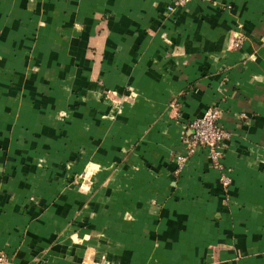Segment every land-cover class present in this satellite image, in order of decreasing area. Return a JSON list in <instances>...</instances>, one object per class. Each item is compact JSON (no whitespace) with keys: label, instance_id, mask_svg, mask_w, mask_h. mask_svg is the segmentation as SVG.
I'll use <instances>...</instances> for the list:
<instances>
[{"label":"crops","instance_id":"0c3cea01","mask_svg":"<svg viewBox=\"0 0 264 264\" xmlns=\"http://www.w3.org/2000/svg\"><path fill=\"white\" fill-rule=\"evenodd\" d=\"M171 1L0 0L12 264H264V0ZM213 106L226 187L177 168Z\"/></svg>","mask_w":264,"mask_h":264},{"label":"built area","instance_id":"2783aa9c","mask_svg":"<svg viewBox=\"0 0 264 264\" xmlns=\"http://www.w3.org/2000/svg\"><path fill=\"white\" fill-rule=\"evenodd\" d=\"M191 0H172L167 6L166 10L171 12L177 7H184ZM241 36L237 32L233 41L234 46L240 44ZM221 109L219 107H207L200 116L189 120L185 128L189 132L188 140L186 141V151L176 155L177 168H181L183 163L193 155L199 148L206 150L207 156L214 162L215 166L219 168V182L223 187L231 183V176L226 169L221 168L219 162L221 158V150L228 138V132L219 125V118L221 116ZM0 264H12L9 257L0 251Z\"/></svg>","mask_w":264,"mask_h":264}]
</instances>
